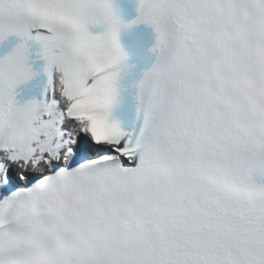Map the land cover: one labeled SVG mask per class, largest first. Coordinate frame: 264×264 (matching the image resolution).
Wrapping results in <instances>:
<instances>
[{
	"label": "snow or ice",
	"instance_id": "snow-or-ice-1",
	"mask_svg": "<svg viewBox=\"0 0 264 264\" xmlns=\"http://www.w3.org/2000/svg\"><path fill=\"white\" fill-rule=\"evenodd\" d=\"M130 3L0 0V264H264V0Z\"/></svg>",
	"mask_w": 264,
	"mask_h": 264
}]
</instances>
